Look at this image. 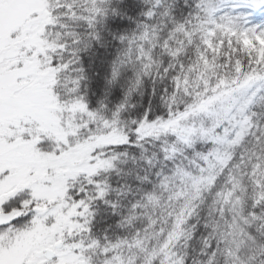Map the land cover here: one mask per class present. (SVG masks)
I'll use <instances>...</instances> for the list:
<instances>
[{
	"label": "snow or ice",
	"instance_id": "1",
	"mask_svg": "<svg viewBox=\"0 0 264 264\" xmlns=\"http://www.w3.org/2000/svg\"><path fill=\"white\" fill-rule=\"evenodd\" d=\"M0 264H264V0H0Z\"/></svg>",
	"mask_w": 264,
	"mask_h": 264
},
{
	"label": "trees",
	"instance_id": "2",
	"mask_svg": "<svg viewBox=\"0 0 264 264\" xmlns=\"http://www.w3.org/2000/svg\"><path fill=\"white\" fill-rule=\"evenodd\" d=\"M85 59L87 60V57H85ZM93 88L95 89L96 93L98 94L99 91H100V82H99V81L95 82L94 85H93ZM118 94H119V93L117 92L116 95H118ZM96 98H97L96 95H93V96L91 97L93 103H95ZM114 98H115V97H114Z\"/></svg>",
	"mask_w": 264,
	"mask_h": 264
}]
</instances>
